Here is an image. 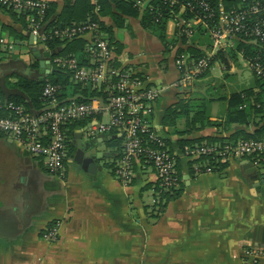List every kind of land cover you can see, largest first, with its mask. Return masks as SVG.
I'll return each mask as SVG.
<instances>
[{
	"label": "crops",
	"instance_id": "1",
	"mask_svg": "<svg viewBox=\"0 0 264 264\" xmlns=\"http://www.w3.org/2000/svg\"><path fill=\"white\" fill-rule=\"evenodd\" d=\"M45 1L55 2L56 14L61 12L63 0ZM113 11L122 24L109 15L100 19L122 46L121 64L157 91L151 122L171 142L182 177L179 193L163 197L156 190L153 169L146 166L135 165L130 183L122 184L113 172L120 151L105 135L90 136L87 125L67 138L63 178L49 173L42 159L0 132V264H251L253 253L259 255L256 264H264V176L260 170H254L249 160L237 158L223 169L196 173L195 163L188 164L190 159L178 141L223 136L229 131L206 127L181 134L183 119L174 124L164 120L179 99L188 100L190 93L185 92L205 94L208 88L200 83H216L215 66L229 73L243 69L228 57L227 69L216 61L209 77L179 87L174 24L167 22L163 42L138 17L115 7ZM31 36L0 7V37L13 46L0 50V66L17 62L27 74L33 63L47 59L37 39L31 43ZM1 71L0 85L6 90ZM215 101L210 104L212 120L224 113ZM253 129L252 123L245 128ZM92 164L95 168L89 169ZM52 222L58 227L57 239L45 240L43 230Z\"/></svg>",
	"mask_w": 264,
	"mask_h": 264
},
{
	"label": "built area",
	"instance_id": "2",
	"mask_svg": "<svg viewBox=\"0 0 264 264\" xmlns=\"http://www.w3.org/2000/svg\"><path fill=\"white\" fill-rule=\"evenodd\" d=\"M146 1L136 0V5L145 8L150 5L151 0L144 7ZM163 1L171 5H179L178 12L167 21L174 24L176 29L175 36L178 41L174 36L175 50L186 49L190 44L189 39L198 28L209 38L208 46L203 48V55L198 58L191 57L186 50L175 54L179 87L192 83L206 69H211L210 66L215 64L213 60L218 52L234 48L240 41L239 35L246 36L249 43L262 44L264 48V0L247 1V3L246 0H242L243 3L237 7L225 6L223 2H219L216 10L205 0ZM0 5L22 12L27 9H43L45 0H0ZM184 11H189L192 15L187 20L181 16ZM214 17L215 22H211ZM27 30L37 39V44L43 52L46 51L44 46L48 35L44 25L32 16L28 19ZM54 33L67 39L87 37V50L91 52L90 60L94 66H81L75 57L53 56L47 51L50 53L51 69H68L71 72V79L82 84L89 91L101 89L104 85L103 90L107 92V96L103 98L100 95H87L86 101L72 97L63 103L57 98V88L46 83L42 95L47 103L41 110L27 112L22 105L0 101V132L10 137L13 143L31 156L42 159L49 173L63 178L67 158L64 126L88 119L87 133L90 136L114 133L121 137L122 154L114 172L122 184L130 183L133 166L143 159L144 167L153 169L162 191L177 189L179 179L174 154L167 149L149 148L146 145V141L163 145V136L151 130L156 89L144 85V82L137 77L130 78L132 73L128 70H119L112 66V59L116 54L97 23L74 26ZM183 36L186 37L185 44L180 41ZM8 49H13V46L0 37V50ZM238 58L251 76L259 79L264 86V59L256 55L246 57L241 52ZM113 75L118 76L115 81ZM245 106L247 103L241 108ZM143 134H147L146 141L142 137ZM183 154L190 160H195L201 155H209L216 165L226 164L237 158L246 159L252 166L261 169V175L264 176V139L240 140L236 143H227L223 148L218 145H194L187 148ZM214 168L197 162L194 165V171L198 174L211 172ZM57 235V224L42 233L43 239L49 241H55ZM246 256H250V252H246ZM258 256L253 253L251 264L257 263Z\"/></svg>",
	"mask_w": 264,
	"mask_h": 264
},
{
	"label": "trees",
	"instance_id": "3",
	"mask_svg": "<svg viewBox=\"0 0 264 264\" xmlns=\"http://www.w3.org/2000/svg\"><path fill=\"white\" fill-rule=\"evenodd\" d=\"M63 6L60 13L57 12V5L53 1H45V7L43 9L36 10H24L17 12L11 7L0 5L1 8L7 10L12 18L19 21L25 28L28 26V19L32 16L35 17L41 25H44L46 35L45 50L49 51L53 56H68L75 57L81 66H94L91 64L90 54L88 51V41L83 38H71L67 39L60 35H55V31H62L74 26H81L87 23H97L100 31L109 41L110 45L116 54V57L112 59V66L119 70H127V65L121 64L119 56L122 52V46L118 43L111 33L110 27L106 26L100 19L102 16L109 15L113 20L122 24L123 19L113 11V7L119 9L123 14L138 17L143 27L150 29L160 40L166 42L165 39V27L167 21L172 18L179 9L177 4H169L163 0H151L150 5L147 7H138L136 0H63ZM210 7L216 10L218 3L223 2L225 6H238L243 3L242 0H205ZM252 2L253 0H246ZM184 20L191 17L189 11H184L181 15ZM215 22V17L211 20ZM240 41H238L234 48L228 51H219L213 62L219 60L222 62L226 69L229 67L227 58L229 57L236 64H240L238 60V54L243 53L246 57L260 56L264 59V48L262 44H252L247 42V37L239 35ZM186 37L181 38L182 44L186 43ZM192 42L184 48H178L176 53L186 50L191 57L198 58L203 55L200 45H208L209 38L203 34L198 28V31L190 38ZM195 41V42H194ZM258 49V50H256ZM226 52V55L224 54ZM212 62V63H213ZM96 63V62H95ZM211 63V64H212ZM211 65L210 67H212ZM1 72L4 73V87L7 89L2 90L0 85V101L1 102H13L14 104L22 105L27 112H33L41 110L46 106L47 100L43 97L42 91L44 85L49 83L57 88V98L61 102H65L72 97L81 101H86L85 96L100 95L103 98L107 96V92H104L103 88L93 89L89 91L82 84L76 83L71 79V72L66 68H55L54 71L49 74H39L38 63L35 62L31 65V72L25 73V66L20 63L13 62L3 66H0ZM209 69H206L200 76L197 77V81H201L206 76L209 77ZM229 74H225V77ZM130 78L137 77L132 74ZM248 85L242 86L240 89L232 90L230 93H221L218 89V85L208 82V89L205 94L198 92H185L190 93L188 100L184 98L179 99L173 106H171L165 114V124H174L178 119H183L185 124V130L181 134L190 133L192 130H200L206 127L221 128L223 131H229L228 135L215 136V137H202L199 139H180L178 146L184 152L187 148L194 145H218L223 148L227 143H236L240 140L248 139H264V86L260 83V80L254 76ZM118 76L113 75V81ZM14 79V80H13ZM223 88V85L220 87ZM7 94V95H6ZM90 94V95H89ZM214 100H220L225 102V109L223 116L219 119L212 120L210 115V104ZM247 103V106H241ZM89 122L88 119L78 120L64 126L66 138L73 133L76 128L84 127ZM254 127L253 131L249 132L245 130L246 127ZM233 126H240L233 130ZM152 131H156L153 126ZM157 132V131H156ZM108 139V143L115 145L120 153L117 158L121 157L122 145L121 137L117 134L105 135ZM143 139L147 140V134L142 135ZM164 138V137H163ZM228 139V140H227ZM149 148L167 149L171 154V142L164 138L162 140L163 145L159 146L154 141H146ZM68 146V143H67ZM68 155V151H67ZM66 161V160H65ZM200 163L202 165H210L215 167L214 169H223L226 164H214V161L209 155H201L195 160L188 161V164ZM141 163V164H140ZM140 168H143V159H140L138 163ZM133 166V170L135 168ZM115 168L113 169V172ZM176 172L179 179V187L182 184V177L178 170V163L176 159ZM115 175V172H114ZM157 178V177H156ZM156 190L161 191L163 197H173L179 192L178 189L170 191H162L160 183L157 179L155 182ZM170 194H173L171 196ZM169 199V198H168ZM55 222H52L43 230V233L54 227Z\"/></svg>",
	"mask_w": 264,
	"mask_h": 264
},
{
	"label": "rangeland",
	"instance_id": "4",
	"mask_svg": "<svg viewBox=\"0 0 264 264\" xmlns=\"http://www.w3.org/2000/svg\"><path fill=\"white\" fill-rule=\"evenodd\" d=\"M192 24H194V23H192ZM175 39L178 41V38L176 36H175ZM180 41H181V39H180ZM191 42H192V40H190V43ZM206 46H208V45H200V48H202V51H203V48ZM217 62L221 66H224V64L222 62H220L219 60H217ZM215 63H216V61H215ZM234 66L236 68L240 67V69H243V71L240 73H229L228 71L222 70L221 68H219L217 66H215V68L213 69V71H212L213 75L217 80L216 85H218V89L216 92L217 94H218V90L220 93L222 91V92H224V94H227V93H230L232 90L240 89L242 86H245L248 83H250L252 77H251L249 70L244 65H241V64H236ZM236 68H235V70L238 71ZM225 74H229V75L225 77ZM208 82L209 81L206 80V81H204V83L201 82L200 84L202 85L203 88H207ZM222 85H223V88H220ZM215 102H216V107H219V109H221V110L225 109V104L223 103V101L216 100ZM259 170L262 173V170L261 169H259Z\"/></svg>",
	"mask_w": 264,
	"mask_h": 264
},
{
	"label": "water",
	"instance_id": "5",
	"mask_svg": "<svg viewBox=\"0 0 264 264\" xmlns=\"http://www.w3.org/2000/svg\"><path fill=\"white\" fill-rule=\"evenodd\" d=\"M150 0H147L144 7L146 6V4L149 2ZM35 37L34 36H31V43H33ZM36 54L38 53L37 51L35 52ZM224 54L226 55V52H224ZM43 55L47 58V59H43V60H40L38 65H39V72L43 75V74H49L50 73V70L51 72L54 71V69H51L50 67V64H49V57H50V53L47 52V51H44L43 52ZM50 69V70H49ZM250 165H252L250 163ZM253 167V166H252ZM95 168V164H92L89 166V169H94ZM254 170L255 167H253Z\"/></svg>",
	"mask_w": 264,
	"mask_h": 264
},
{
	"label": "bare ground",
	"instance_id": "6",
	"mask_svg": "<svg viewBox=\"0 0 264 264\" xmlns=\"http://www.w3.org/2000/svg\"><path fill=\"white\" fill-rule=\"evenodd\" d=\"M228 140V139H227ZM141 164V163H140Z\"/></svg>",
	"mask_w": 264,
	"mask_h": 264
}]
</instances>
